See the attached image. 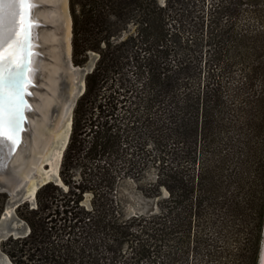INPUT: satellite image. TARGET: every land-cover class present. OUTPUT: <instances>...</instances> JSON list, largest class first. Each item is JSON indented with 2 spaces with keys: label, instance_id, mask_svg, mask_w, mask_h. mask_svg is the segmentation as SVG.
<instances>
[{
  "label": "trees",
  "instance_id": "obj_1",
  "mask_svg": "<svg viewBox=\"0 0 264 264\" xmlns=\"http://www.w3.org/2000/svg\"><path fill=\"white\" fill-rule=\"evenodd\" d=\"M240 1L234 0L225 8L234 11L242 4ZM186 2L166 0L165 5H159L158 0H70L75 64L85 62L89 51L98 52L100 57L95 69L86 76V88L76 104L72 133L60 166L61 178L68 190L63 192L51 182L43 185L36 193L37 207L29 208L25 203L16 209L17 215L30 227L29 234L23 238L10 237L1 243L2 250L15 264H141L157 252L158 244L164 242L165 237L173 234L177 235L182 250L177 255L168 254V259L186 258L190 246L197 249L202 242L192 233V228L200 224L205 211L218 212L222 210L219 205L227 207L236 201L243 187L241 179L232 187L229 200L220 180L223 158L214 153L216 158L209 163L205 153L207 148L219 144L226 129L227 104L222 98L221 84L217 80L211 82L213 74L209 72L210 77L197 93L186 92L179 99L175 92L181 86L178 73L182 67L173 68L156 60L161 53H169L160 44L170 36L171 30L164 22L167 9L175 5L186 7ZM135 16L139 20L136 37L114 41L112 38L121 34ZM240 41L250 44L247 57L256 59L246 73L245 85L250 88L252 80L260 76L262 89L252 96L253 100L244 98L242 116L238 115L256 135L261 134L264 123V36L257 34ZM128 42L137 49L143 48L144 71L140 74L145 73L146 84L157 92L156 96L170 94L172 99L167 128L156 142L163 140L161 146L165 148V138L175 147L170 151L161 149L154 163L159 167L166 163L165 156H172L173 161L184 160L196 171L191 175L182 171L180 176L172 167L164 172L161 166L163 173L158 176V186L165 185L169 196L159 215L124 217L117 200L118 185L133 174L136 165L122 156V131L112 121L117 107L112 101L115 97H105L102 91L105 79L124 65L120 50ZM218 56L216 52L217 61ZM206 63L209 64L208 61L203 64ZM189 64H185V69ZM187 81L183 78L182 83L187 84ZM102 97L107 101L99 100ZM250 141L246 136V143H242L247 157L253 153L249 149ZM201 151L204 154L196 163V153ZM116 161H121L123 166L116 168ZM74 164L81 168L80 181L74 180L70 172ZM144 169L145 163L138 173ZM87 191L93 193L90 209L81 204ZM7 198L6 193H0V216ZM226 207L227 214L244 219L241 206L235 213L233 206ZM124 247L128 248V255L122 253Z\"/></svg>",
  "mask_w": 264,
  "mask_h": 264
},
{
  "label": "rangeland",
  "instance_id": "obj_2",
  "mask_svg": "<svg viewBox=\"0 0 264 264\" xmlns=\"http://www.w3.org/2000/svg\"><path fill=\"white\" fill-rule=\"evenodd\" d=\"M232 2L234 0H187L186 7L175 5L168 8L164 22L171 30L170 36L168 35L160 44L169 53H161L162 55L156 60L158 63L172 65L173 68L176 65L182 67L178 73L181 86H178L176 92L174 91L179 99H182L186 92L197 93L206 83L208 76L210 77L209 72L213 74L210 78L211 82L215 83L217 80L221 84L222 98L227 104V113L224 115L226 129L219 144L207 148L205 153L209 163L216 156L223 158L224 166L219 179L223 183L227 197L231 196L232 187L238 178L241 179L243 187L234 203L227 207L225 204L218 206L223 211H205L200 224L192 228V233L198 235L202 242L197 249H191L190 246L186 258L178 257L174 259L175 261L168 259V254L177 255L182 250L177 235L173 234L174 236L165 237L166 240L158 244L157 252L150 258L142 260L141 264H260L264 244V123L261 134L255 135L251 128L243 123L240 115L242 116L244 98L253 100L255 97L252 96L259 94L262 87L260 76L252 80L250 88L245 85L246 73L254 66L256 59L253 56L247 57L250 44L247 42L242 44L240 40H247L257 34L264 36V0H241L242 4L239 8L234 11L226 9L225 7ZM158 4L165 5L166 0H158ZM68 7L71 14L70 0ZM138 21V16H135L121 34L112 39L121 42L136 37ZM71 26L73 36V21ZM141 48L139 46L137 49L132 42L123 45L120 53L124 56L125 63L116 69L114 75L111 73L107 80L105 79L102 91L105 97L107 95L115 97L112 101L117 107L113 111L112 121L122 131L121 149L124 152L122 156L131 159L137 171L141 164L145 163V169L139 176L136 177L135 174L134 179L125 178L117 187L119 210L124 217H131L133 214L159 215L163 212V204L169 192L165 185L158 186V176L163 171L169 172L168 167L178 171L180 176L183 172L196 174L187 162L173 161L172 156L164 157L166 163L163 165L167 164V166L161 164L158 167L154 163L161 154V149L170 151L175 147L171 140L165 138V148L161 146L163 140L160 143L156 142L159 136H164L167 128L172 99L170 94L156 96L157 92L151 85L146 84L145 73L140 74L141 70L144 71V63L141 59L144 52ZM216 52L220 56L218 61L217 58L214 59ZM99 57L98 52L89 51L86 61L77 65L73 60V50L72 56L70 54L74 67H86L88 63L93 62V70ZM205 61L209 64L204 65ZM184 63H191L188 69H185ZM183 78L188 79L187 84L182 83ZM99 100L107 101L103 97ZM74 110L72 122H74ZM246 136L251 140L249 149L253 151L248 157L242 150ZM214 153H217L216 156ZM203 154L204 151L200 154L196 153V163ZM122 166L121 161L115 162L116 168ZM70 172L74 180L80 181L82 171L78 164H74ZM59 175L61 178L60 169ZM57 186L63 192L68 190L63 180L62 184ZM150 193L154 194L150 195ZM228 199L231 200L230 197ZM37 202L35 194L33 203L26 201L20 205L27 203L29 208H35ZM92 203L93 193L85 192L81 204L90 209ZM238 204L243 208V220L236 219L234 215L230 216L224 211L225 207L229 209L230 205L233 206V213L240 211L241 207ZM0 248L5 253L1 244ZM128 252V248L124 247L122 253L128 255ZM12 263L15 264L13 261Z\"/></svg>",
  "mask_w": 264,
  "mask_h": 264
},
{
  "label": "bare ground",
  "instance_id": "obj_3",
  "mask_svg": "<svg viewBox=\"0 0 264 264\" xmlns=\"http://www.w3.org/2000/svg\"><path fill=\"white\" fill-rule=\"evenodd\" d=\"M38 1L42 7L35 16L45 24L37 34L44 55L37 65L43 90L35 92L36 115L30 118V135L11 159L10 171L4 177L12 197L20 189L23 199L31 203L41 186L53 181L62 184L59 169L72 131V107L84 90V74L70 60L68 0ZM12 209H7L8 215ZM261 255L260 264H264V244ZM6 263L12 264L7 258Z\"/></svg>",
  "mask_w": 264,
  "mask_h": 264
},
{
  "label": "water",
  "instance_id": "obj_4",
  "mask_svg": "<svg viewBox=\"0 0 264 264\" xmlns=\"http://www.w3.org/2000/svg\"><path fill=\"white\" fill-rule=\"evenodd\" d=\"M39 7H42V4L38 0H32L31 4L21 3L14 18L0 20V32L9 36L7 41L0 44V119L5 121L3 139L11 145L10 150L8 147H0V177L2 178L0 179V193L8 194L6 205L0 216V244L10 237L23 238L30 232V227L16 214L17 207L29 200L23 199L20 189H17L15 197H12L11 187L6 183L4 177L10 171L11 159L25 138L30 135V118L36 115L33 106V101L36 100L35 92L43 90L37 65L44 55L37 40V34L45 24L35 16ZM69 15L71 18L70 10ZM91 64L92 62L88 63L86 67L76 66L84 74V90L75 98L72 113L78 98L85 91V77L93 70ZM72 65H74L73 62ZM61 87L63 90L65 85ZM8 121H15V127H10ZM11 207L13 208L12 212L8 215L7 209ZM6 258L12 263L8 255L3 253L0 248V264H7Z\"/></svg>",
  "mask_w": 264,
  "mask_h": 264
},
{
  "label": "snow or ice",
  "instance_id": "obj_5",
  "mask_svg": "<svg viewBox=\"0 0 264 264\" xmlns=\"http://www.w3.org/2000/svg\"><path fill=\"white\" fill-rule=\"evenodd\" d=\"M21 3H32V0H0V20H11L17 15V8ZM9 36L6 33L0 32V44H3ZM10 127H15V121L7 122ZM5 121L0 119V147H8L9 150L11 148L10 144L3 139Z\"/></svg>",
  "mask_w": 264,
  "mask_h": 264
},
{
  "label": "built area",
  "instance_id": "obj_6",
  "mask_svg": "<svg viewBox=\"0 0 264 264\" xmlns=\"http://www.w3.org/2000/svg\"><path fill=\"white\" fill-rule=\"evenodd\" d=\"M139 171H137L136 169L134 170L133 174H130L129 176H127V178H131V179H134L135 178V174L136 177L140 175V173H138ZM117 191H114V193H116ZM132 216H137V214H133Z\"/></svg>",
  "mask_w": 264,
  "mask_h": 264
}]
</instances>
